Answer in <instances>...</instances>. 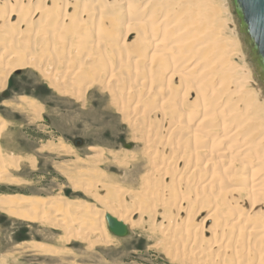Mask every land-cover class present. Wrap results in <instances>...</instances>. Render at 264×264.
<instances>
[{"label":"bare ground","instance_id":"bare-ground-1","mask_svg":"<svg viewBox=\"0 0 264 264\" xmlns=\"http://www.w3.org/2000/svg\"><path fill=\"white\" fill-rule=\"evenodd\" d=\"M233 10L227 0H0V96L27 69L83 106L98 91L139 148L125 153L130 161L111 154L132 189L118 186L102 169L105 152L90 147L93 169L80 170L79 179L60 171L95 205L0 195V211L64 230V241L90 248L115 239L105 237L111 216L129 230L120 239L145 231L178 264H264V88L248 66ZM12 101L1 106L39 111L28 97L17 107ZM12 127L0 114V184L22 183L10 173L20 167ZM43 150L77 155L63 144ZM73 212H83L85 224ZM22 249L71 253L38 242Z\"/></svg>","mask_w":264,"mask_h":264},{"label":"rangeland","instance_id":"rangeland-1","mask_svg":"<svg viewBox=\"0 0 264 264\" xmlns=\"http://www.w3.org/2000/svg\"><path fill=\"white\" fill-rule=\"evenodd\" d=\"M227 2L230 4L232 0H227ZM232 12H234L235 19H233L236 23L235 25H237V32L239 31L238 36L240 40L243 39L244 49H246L245 55L247 58L249 57L247 60L249 62L248 66H252L250 48L246 45L245 39L240 33L239 21L235 11L233 10ZM252 72H254L253 76L257 85L262 86L253 67ZM4 95L0 96V108L2 109H0V114L13 126L12 135L15 141L12 149L13 156L20 159L19 169H11L10 173L14 179L20 180L19 182L22 183H1L0 195L29 196L42 199L60 198L63 201L71 200L73 202L84 200L90 205H95V201L92 198L71 188L68 177L62 176L63 174L61 175L60 171L64 169L68 173L70 172L69 174L71 175L73 174L71 172H75L76 176L73 174V178L79 179L78 173L80 170L88 169V163L86 162H89V159L93 158L92 156L95 157V154L89 151L90 147L100 148L105 152L104 157L106 159L104 157L100 158L101 160L99 159L103 162H101L102 169H105L108 176L115 179V183H118V186H128L131 189L134 187L131 175L125 173V168L116 165V160L111 154L121 159L125 153L129 154V157L135 152L138 153L139 148L132 142L130 131L125 128L126 126H124L121 118L113 109L109 108L106 96L95 91V93L88 96L87 106H83V104L77 103L71 98L55 95L48 89L40 74L34 69L14 73L9 91ZM21 97L35 100L39 106V111L37 110V113L26 111V113L17 108L15 109V107L7 110L4 105L1 106L3 102L12 100L11 103L16 105ZM77 141H82L81 147H76L75 143ZM49 144H63L71 148L77 155H72L69 158V156H58L45 152L43 148ZM126 145L132 146V151L127 149ZM108 150L109 153L111 152L110 154H108ZM79 159L82 161H78ZM107 159L108 161H106ZM123 159L130 161L126 156ZM94 160L98 164L97 159ZM77 163L83 164L81 167L83 169L79 167L78 172ZM70 165L74 166L71 167L72 169L76 167V170H72ZM91 168L93 169V167ZM119 171L121 172L119 173ZM122 173L125 175L122 176ZM83 178L81 177V179ZM129 179V182L133 185L128 182ZM136 189L137 187L133 188V190ZM104 194L105 190L100 191V195ZM73 213V220L76 219L80 224L84 223L83 212ZM59 218L63 217L59 216ZM33 225L19 221L0 211V259L5 258L7 264H71V262L72 264L73 262L74 264H178L165 255L163 248H158L156 241L150 238L153 236L145 231L133 230L129 238L120 239L116 238L110 232L109 227H107L109 236H107L108 233L106 236V233H104L103 237H115V239L109 243L110 245L95 244L90 248L88 243L80 240H72L71 243L64 241L63 238L66 237L64 230L38 224ZM79 227L81 228V226L75 225L77 232H85L88 237H93L92 239L96 240L97 236L92 235V232L86 226L81 228V230H79ZM32 242L45 243L59 251L70 249L71 253L62 254L63 256H38L22 249L23 245Z\"/></svg>","mask_w":264,"mask_h":264},{"label":"water","instance_id":"water-1","mask_svg":"<svg viewBox=\"0 0 264 264\" xmlns=\"http://www.w3.org/2000/svg\"><path fill=\"white\" fill-rule=\"evenodd\" d=\"M239 30L246 45L250 48L251 65L257 72V79L264 87V0H232ZM82 146V141L75 143ZM131 146H127L130 149ZM110 231L119 238L129 236V230L115 218L107 217Z\"/></svg>","mask_w":264,"mask_h":264}]
</instances>
